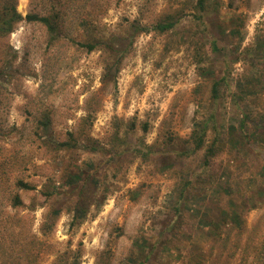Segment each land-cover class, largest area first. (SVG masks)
<instances>
[{
    "label": "rangeland",
    "instance_id": "rangeland-1",
    "mask_svg": "<svg viewBox=\"0 0 264 264\" xmlns=\"http://www.w3.org/2000/svg\"><path fill=\"white\" fill-rule=\"evenodd\" d=\"M9 1L0 264H264V0Z\"/></svg>",
    "mask_w": 264,
    "mask_h": 264
},
{
    "label": "trees",
    "instance_id": "trees-1",
    "mask_svg": "<svg viewBox=\"0 0 264 264\" xmlns=\"http://www.w3.org/2000/svg\"><path fill=\"white\" fill-rule=\"evenodd\" d=\"M5 3H6V5H5ZM9 3H10L9 0H5V2H4L5 6L2 7L3 9L1 11L2 14H4L5 16H8L10 18V22L4 21L3 22L4 25L1 26V29H3L4 31L12 30L13 29V23L18 22V21H22L24 19L29 21V22H35V21L42 22L52 32L56 31L58 29L55 20H53L54 18L52 19L49 16H42L38 13H28L26 16H24L23 14H21L17 10L15 3H11V4H9ZM201 3H203V1H201ZM173 25H174V21L169 20V22H167V24H158V27L160 29H169V28L173 27ZM88 47H89V49H93L95 46L92 44H88ZM46 125H47V123H46ZM61 145L66 146V145H68V142L67 143L63 142V143H61ZM210 151H211L210 156H213L215 153V149L213 150V148H212V149H210ZM20 183L22 184V187H24V188H30L31 187L28 183L23 182L22 180L20 181ZM17 203L21 204V199L19 197H17ZM241 231L245 232L244 228H242ZM242 232H240V234ZM254 243H256V241ZM248 244H249V242H248Z\"/></svg>",
    "mask_w": 264,
    "mask_h": 264
}]
</instances>
